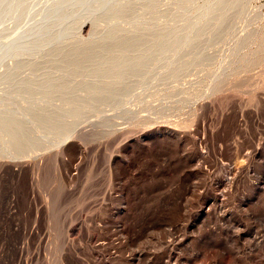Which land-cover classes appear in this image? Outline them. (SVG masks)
Listing matches in <instances>:
<instances>
[{
  "label": "rangeland",
  "instance_id": "rangeland-1",
  "mask_svg": "<svg viewBox=\"0 0 264 264\" xmlns=\"http://www.w3.org/2000/svg\"><path fill=\"white\" fill-rule=\"evenodd\" d=\"M75 1L0 0V71L66 66L33 54L73 37L71 13L107 8ZM136 2L127 15L165 31L160 63L154 53L114 97L93 101L102 107H52L46 126L45 109L39 124L19 117L23 137L48 139L45 150L0 160V264H264V0H158L146 12ZM96 20L87 22L95 29ZM45 21L52 26L42 37L36 28ZM125 26L121 35L147 40L135 22ZM146 40L134 57L149 49ZM99 60L77 63L95 68ZM78 75L61 83L99 79ZM10 84L0 82L3 99ZM84 91L69 97L84 101ZM64 97L55 93L51 103Z\"/></svg>",
  "mask_w": 264,
  "mask_h": 264
},
{
  "label": "bare ground",
  "instance_id": "bare-ground-1",
  "mask_svg": "<svg viewBox=\"0 0 264 264\" xmlns=\"http://www.w3.org/2000/svg\"><path fill=\"white\" fill-rule=\"evenodd\" d=\"M94 1H101L104 4H107L106 11L104 12L105 14H101L96 10V12L85 13L81 15V17L76 18L75 16L78 15L77 11L71 13L70 17H74L71 22V25L75 31H72L74 32L73 37L70 39L66 38L63 41H61L63 37H59L55 41L56 46H54V49L51 51L49 50L50 52L47 51L48 54L45 53L46 50H42L43 52L33 54L35 56L34 60H37V57L39 56L51 55L55 58L56 61H61V63L62 61H65V63H67L66 66L54 68L56 73H60V75L56 73L51 74V70L53 68L45 67L43 69H39L34 67L32 64L27 65V67H15L13 65L6 66L5 70L0 71V82L11 79L10 89H12L10 90L12 97L10 96V98L7 99H3L1 97V93H4L5 90L0 89L1 161L7 158L20 159L40 150H45L43 149L45 147L41 148L40 145L42 144V139H48L47 136H44L42 138L38 136H33L30 138L23 137V133H26L25 131L27 130L28 124L31 123L33 125L39 122L37 111L45 109V111L42 113V116L44 117L42 125L44 124L46 126L49 122L48 117L51 114L49 111L50 109H52V107H58V109L65 111L68 110L77 112L92 110L93 108L99 106H96L94 104L93 101L95 99L100 98L101 100H106L114 97L118 93L116 86L121 84V81L124 80L125 75L129 73L132 77L138 76L139 73H141V71H143V69L148 65L150 58L155 56L154 53H156V55L158 56L155 61L157 63H160L162 61L164 52L163 50L160 52L156 48V46H159L166 39L165 31L163 30L162 26H160L159 24L155 25L151 22L155 19L149 20L150 22L147 21L146 24L142 26V24H140V21L136 19L132 20L130 18L132 15H127L128 13H132L134 11V5L138 0ZM145 1L146 0H143L142 4L143 10L145 12L157 9L158 0H149L147 2ZM86 2V0H76L75 5L77 7L78 5L84 4ZM55 9V12H59L61 8L57 6ZM97 16H103V18L106 17L108 18V21L104 22L103 20H96ZM125 18L128 19L125 20ZM88 20H92V22H94L93 20H96L95 29L91 24H88ZM130 21H132L133 23L135 22L136 30L134 33H140L143 31L148 32L147 40L145 37L144 39L143 37L139 36V34H136L135 36L130 38L126 37L125 35H121L123 32L128 31L125 25ZM101 23L105 24L102 25ZM51 26L52 23L50 25V21H45V23L40 24L39 27L36 28V34L39 36L45 35L48 28L49 31L51 30ZM105 31H107L106 33H108H105L107 37H102L101 34ZM91 32H93L94 34H92ZM170 36H172L170 39L174 44L175 34H170ZM144 40L149 43V49H144L142 55L134 57L136 53L140 52V48ZM242 40L244 41V38H242ZM251 40L254 41L252 37H249L246 38L244 42L247 41V43H250ZM66 43L70 44V47L67 48L69 49V51L67 52L62 50L63 45ZM100 43H105V45L108 46V49H105L106 51L104 53L97 51L98 48L96 49V46ZM18 45L19 44H17V46ZM11 47L12 46L10 45V48ZM96 58L100 59V63L95 68H89V66H78L77 62L85 59ZM33 64L35 63L33 62ZM39 71L46 76H42L44 77V79H40L41 77L39 78V80L37 78H34L35 76H37V73H40ZM43 72H45L46 74H44ZM17 73L19 74L18 77L20 78L18 79V83L17 81L15 83V80L13 79H15V75ZM26 73L30 74H27V77H25L26 75L23 77L22 74ZM89 73L97 74L96 77H99V79H96L91 83H77L74 87L61 83V80L67 77V75L69 74H79L78 76L81 77L88 75ZM236 74L238 76L239 72L228 74L225 78V81H230ZM83 88L85 89L84 92H86L87 94V99H85L84 101L80 99H72L69 97V95L73 93L76 95L82 93ZM66 90L67 92H64ZM59 92H63L65 96L68 97H64L60 105L53 106V104L51 103V96ZM100 106L102 107L101 104ZM9 112L12 113L10 115L11 117H4L5 113ZM19 117H29L28 121L31 122H26V126H20L18 125V121L20 120ZM39 138L41 140H39ZM57 139L60 143H65L67 135H64L63 137H57ZM12 169L13 171L16 170L15 168Z\"/></svg>",
  "mask_w": 264,
  "mask_h": 264
}]
</instances>
